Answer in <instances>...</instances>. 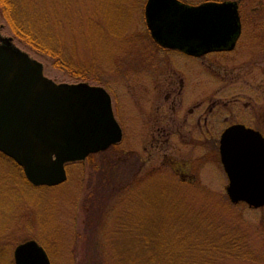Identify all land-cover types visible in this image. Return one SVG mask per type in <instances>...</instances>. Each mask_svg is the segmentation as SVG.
Masks as SVG:
<instances>
[{
  "label": "rangeland",
  "instance_id": "374dc122",
  "mask_svg": "<svg viewBox=\"0 0 264 264\" xmlns=\"http://www.w3.org/2000/svg\"><path fill=\"white\" fill-rule=\"evenodd\" d=\"M78 1L84 17L100 22L86 23L83 38L66 36L68 53L85 70L86 78L57 68L51 59L15 39L1 11L0 33L13 37L17 47L40 61L45 75L56 83L108 87L117 117L129 127L127 139L104 154L68 165V181L51 189L26 184L16 165L0 155V231L7 228L12 256L17 245L36 240L52 264H106L114 237L128 242L143 231L144 224L154 227L153 240L168 239L161 228L181 221L203 229L223 227L216 228L218 234L236 229L246 240L249 259L227 264H264V208L231 204L218 146L163 147L145 141L141 147L138 143L141 94L136 84L141 74L151 76L149 68L159 58L150 45L147 0ZM181 1L198 5L226 0ZM230 1L240 3L244 35L237 53L218 60L217 72L239 74L233 97L250 92L246 95L251 99L243 100L251 102L253 123L264 131V0ZM143 50L149 57L141 64ZM143 67L146 71L141 73ZM216 89L209 86L204 95L215 94ZM165 153L189 161L188 183L165 162ZM154 247L159 250L157 243Z\"/></svg>",
  "mask_w": 264,
  "mask_h": 264
},
{
  "label": "water",
  "instance_id": "95a60500",
  "mask_svg": "<svg viewBox=\"0 0 264 264\" xmlns=\"http://www.w3.org/2000/svg\"><path fill=\"white\" fill-rule=\"evenodd\" d=\"M147 27L161 46L192 56L232 51L241 35L237 1L192 6L180 0H148ZM0 44V153L12 159L34 187L68 180L66 166L121 143L109 93L88 83L58 84L44 65L12 38ZM221 162L234 205L264 208V138L236 126L221 140ZM15 264H52L35 240L18 245Z\"/></svg>",
  "mask_w": 264,
  "mask_h": 264
},
{
  "label": "flooded vegetation",
  "instance_id": "af4514ba",
  "mask_svg": "<svg viewBox=\"0 0 264 264\" xmlns=\"http://www.w3.org/2000/svg\"><path fill=\"white\" fill-rule=\"evenodd\" d=\"M243 35L242 24L241 35L232 51L213 52L199 56H192L180 50L165 48L154 41L151 42L150 45L154 47L151 49L159 57L149 68L150 75L154 77L141 74L136 84L141 94L137 133L141 147L145 141L147 143L151 141L152 146L162 145L163 147L210 144L218 146L220 158L222 137L232 127L244 126L260 132L264 137V131L253 123L255 120L249 110L252 108L251 102L243 100L251 99V96L246 95L250 92L245 91L243 95L233 97L234 92L238 90V86L235 85L241 80L239 74L217 72L218 60L237 53ZM141 53L140 60L143 64L145 62L143 60L148 59L149 53L145 50ZM145 71L146 68L143 67L141 73ZM209 86H215L216 93L204 95L207 94ZM149 87L150 90H148ZM104 88L111 96L114 116L122 129V144L127 139L129 127L125 121L117 117L113 93L108 87ZM148 97L153 99H148ZM253 98L258 100L255 95ZM126 119L128 120L127 117ZM164 156L165 162L169 163L178 176L188 183V179L191 178L188 173L190 171L189 161L169 157L168 153ZM221 167L223 169L222 163Z\"/></svg>",
  "mask_w": 264,
  "mask_h": 264
},
{
  "label": "trees",
  "instance_id": "16d2710c",
  "mask_svg": "<svg viewBox=\"0 0 264 264\" xmlns=\"http://www.w3.org/2000/svg\"><path fill=\"white\" fill-rule=\"evenodd\" d=\"M78 5V0H0V11L15 39L35 54L51 59L57 68L86 78L85 70L68 53L66 36L83 38L86 23L93 25L99 20L84 17ZM17 168L27 184L22 170ZM140 227L143 231L128 242L117 236L111 239L113 247L106 264H227L249 259L246 240L236 229L218 234L216 230L223 227L203 229L179 221L161 228V234L168 239L155 241L151 235L154 227ZM6 229L0 231V264H15L13 241L6 238Z\"/></svg>",
  "mask_w": 264,
  "mask_h": 264
}]
</instances>
